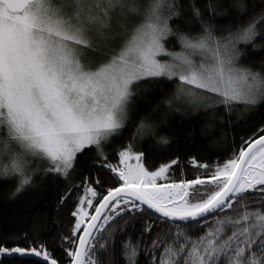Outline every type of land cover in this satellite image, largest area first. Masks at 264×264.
<instances>
[{"label": "snow or ice", "instance_id": "snow-or-ice-1", "mask_svg": "<svg viewBox=\"0 0 264 264\" xmlns=\"http://www.w3.org/2000/svg\"><path fill=\"white\" fill-rule=\"evenodd\" d=\"M258 39L264 0H0V178L15 180L5 197L75 180L55 206L74 204L67 231L36 217L30 231L0 235V264H103L97 254L114 255L117 234L137 223L136 240L119 243L123 264H264V123L238 148L234 136L222 161L188 157L205 169L194 179L158 183L179 157L150 170L133 150L148 135L172 143L162 128L181 107L203 110L212 131L264 107V60L239 63L238 45L257 50ZM173 79L144 111V85ZM129 125V142L107 151Z\"/></svg>", "mask_w": 264, "mask_h": 264}, {"label": "trees", "instance_id": "trees-1", "mask_svg": "<svg viewBox=\"0 0 264 264\" xmlns=\"http://www.w3.org/2000/svg\"><path fill=\"white\" fill-rule=\"evenodd\" d=\"M218 22L220 24H227L228 21L221 19ZM172 23H175V21ZM165 43L169 49H180V45L175 37H169ZM256 43L258 45H264V40L258 39ZM239 48L245 53L239 60L241 65L255 66L261 60H264V47L253 50L251 45L245 47L241 44ZM144 86L148 87L149 91L146 94L142 93L138 102L142 104L143 110L147 111L161 100L162 97H167L173 93L178 86V81L175 79L171 81L165 80L158 84L153 83ZM145 95L147 96V101L144 99ZM233 122L235 123V116L233 117ZM261 123H264V107L257 108L243 115L238 127L228 128L220 126L215 131H212L207 127L203 110L193 112L191 109L184 110L181 107V111L179 112L171 111L168 113L166 126L162 128V131L171 138L172 143L164 147L158 145L155 138L148 135L144 138L138 137L134 141L133 150L140 151L144 154L142 162L150 170H153L161 163H167L171 159L179 157V163L171 166L166 173L167 178L160 179L159 183H170L171 179H194L198 174L203 175L205 169L197 168L190 164L188 157H194L202 164H213L217 159L222 161L224 158H227L222 155V151L224 148H228L229 151L231 150L234 136L236 137L235 144L238 148L240 145V137L247 138L252 132L256 131ZM133 128L134 125L127 126L120 136L115 137L110 142L107 151L118 152L121 147L129 142ZM216 141H219V143H215ZM90 155L91 153L86 152L85 158ZM110 159L115 163L118 160V155L112 156ZM86 163L87 160L85 159V163L79 165L78 171H84L86 173ZM69 183H75V180L65 181L60 179L55 185H50L45 181L38 190H30L24 192L14 200H8L5 194L14 186L15 180L0 178V235H20L30 231L32 222L36 217L46 218L49 223L55 219L59 224V230L66 232L67 228L74 222L69 216V211L74 208V204L69 199L64 208L60 209L59 213L56 212L55 206L58 194H62L66 190V185ZM97 191L99 192L100 190L97 189ZM77 193L83 194V185L79 189L74 190L73 198H75ZM94 203H98V200L94 201ZM91 211H94V208H91ZM139 228L140 225L137 223L135 229H130L128 232H125L124 236L121 237L117 234V250L115 254L111 255V249H109V252L97 254V259L102 260L103 264H108L111 255V258L117 261L118 264H123L119 256V243L121 240L128 238L129 235L135 241L139 233ZM56 230V228H53L54 232ZM196 234L198 235L199 232ZM57 253L58 255L62 254L59 249ZM140 259L141 264H144L145 257L141 256Z\"/></svg>", "mask_w": 264, "mask_h": 264}, {"label": "rangeland", "instance_id": "rangeland-1", "mask_svg": "<svg viewBox=\"0 0 264 264\" xmlns=\"http://www.w3.org/2000/svg\"><path fill=\"white\" fill-rule=\"evenodd\" d=\"M165 42H166V40H165ZM165 42H164V43H165ZM239 46H240V45H238V47H239ZM165 47L168 48L167 45H166V43H165ZM168 49H169V48H168ZM169 50H171V51H178V50H172V49H169ZM159 58H160V59H168V57H166V56H160ZM194 59H196V60L198 61V60L200 59V57L197 55V56L194 57ZM133 162H135V161H133ZM142 163H143V162H142ZM159 181H160V180H158V183H159ZM162 184H164V183H162ZM190 192H191V190H190ZM85 206H87V205H85ZM89 211H91V208H89Z\"/></svg>", "mask_w": 264, "mask_h": 264}]
</instances>
